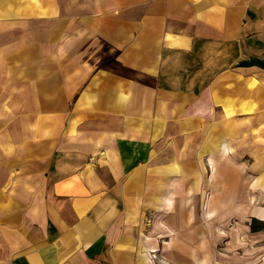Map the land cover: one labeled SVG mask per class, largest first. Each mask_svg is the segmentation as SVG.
<instances>
[{"label":"crops","instance_id":"obj_1","mask_svg":"<svg viewBox=\"0 0 264 264\" xmlns=\"http://www.w3.org/2000/svg\"><path fill=\"white\" fill-rule=\"evenodd\" d=\"M133 4L137 21L108 0L99 15L59 14L56 48L35 38L0 67V88L13 86L11 127L0 126V264H142L175 239L161 219L177 211L176 184L233 175L240 198L243 120L254 138L264 122V0ZM230 119L231 135L220 127ZM209 215L182 246L190 264L218 258Z\"/></svg>","mask_w":264,"mask_h":264},{"label":"rangeland","instance_id":"obj_2","mask_svg":"<svg viewBox=\"0 0 264 264\" xmlns=\"http://www.w3.org/2000/svg\"><path fill=\"white\" fill-rule=\"evenodd\" d=\"M99 1L0 0V67L3 73L5 69H8V65L17 63V56L10 55V51L13 53V47L24 51L26 42H31L35 38L45 37L46 39L50 36L51 47L56 48L57 16L59 14L65 16L99 15L101 14L100 9L96 11ZM108 1L117 13L123 11L125 17L131 18V21H137L139 12L133 0ZM171 66L167 69H170L172 76H176V65ZM12 88L11 82L3 79L2 88H0L1 127H11L9 115L13 112ZM233 122L232 119L224 120L220 127L227 129V134L231 135ZM249 122V120H243L242 124L241 169L243 183H247L242 184L240 198H232L233 175H229V180L226 182L208 185L203 183L176 184L179 194L174 203L178 206L177 211L171 217L163 216L161 219L163 225L172 226L171 235L175 239L170 244L163 242L160 251L152 253L154 264H190L189 258L185 261L183 259L186 255H182V246L189 244L193 247L195 245L190 242V236L203 222L201 216L203 211L208 212L210 217L213 215L217 218L216 221L210 220L205 225L209 226V229L215 227L219 231L214 233L210 230L211 236L214 234L213 238L216 240L213 245L215 255H218L215 263L210 264H264V220L262 219L264 217V135L261 134L264 122L256 125L259 130L254 132L255 138L250 136L251 124ZM220 142L218 144L221 147ZM224 147L228 152L223 153L221 158V161L225 162L220 163V174L229 171V151H232L231 147L228 149L226 145ZM212 171L213 169L211 173ZM221 177L217 178L221 179ZM220 196L224 197L219 198ZM213 223H217L218 227H212ZM217 234L220 235L219 238H216ZM179 237L184 238V241H180Z\"/></svg>","mask_w":264,"mask_h":264},{"label":"bare ground","instance_id":"obj_3","mask_svg":"<svg viewBox=\"0 0 264 264\" xmlns=\"http://www.w3.org/2000/svg\"><path fill=\"white\" fill-rule=\"evenodd\" d=\"M47 13L49 14V11H47ZM223 145H226V144H223ZM262 219L264 220V217H262ZM151 255H150V253H148V251L145 250L142 253V264H154L155 262L153 261Z\"/></svg>","mask_w":264,"mask_h":264}]
</instances>
